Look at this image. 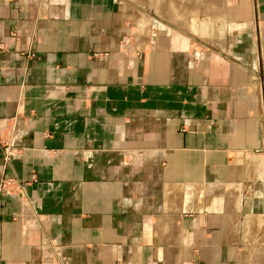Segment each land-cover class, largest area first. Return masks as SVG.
<instances>
[{"label": "crops", "instance_id": "1", "mask_svg": "<svg viewBox=\"0 0 264 264\" xmlns=\"http://www.w3.org/2000/svg\"><path fill=\"white\" fill-rule=\"evenodd\" d=\"M145 5L0 0V264L264 253V0Z\"/></svg>", "mask_w": 264, "mask_h": 264}, {"label": "built area", "instance_id": "2", "mask_svg": "<svg viewBox=\"0 0 264 264\" xmlns=\"http://www.w3.org/2000/svg\"><path fill=\"white\" fill-rule=\"evenodd\" d=\"M13 150L7 145L3 150L2 161L4 165H9L11 161V155ZM5 193L11 194H21L23 193V185L15 178H5L0 180V194Z\"/></svg>", "mask_w": 264, "mask_h": 264}, {"label": "rangeland", "instance_id": "3", "mask_svg": "<svg viewBox=\"0 0 264 264\" xmlns=\"http://www.w3.org/2000/svg\"><path fill=\"white\" fill-rule=\"evenodd\" d=\"M144 2L146 3V7L150 9V17L152 18V14H153V0H144ZM197 22V21H196ZM191 22H189L190 24ZM200 22H197V24H199ZM192 24V23H191ZM193 33L197 39H201L202 37V32H191ZM261 249V248H259ZM252 264H264V253L262 252H259L258 254V258H257V261H253L251 262Z\"/></svg>", "mask_w": 264, "mask_h": 264}, {"label": "bare ground", "instance_id": "4", "mask_svg": "<svg viewBox=\"0 0 264 264\" xmlns=\"http://www.w3.org/2000/svg\"><path fill=\"white\" fill-rule=\"evenodd\" d=\"M169 7V6H168Z\"/></svg>", "mask_w": 264, "mask_h": 264}]
</instances>
